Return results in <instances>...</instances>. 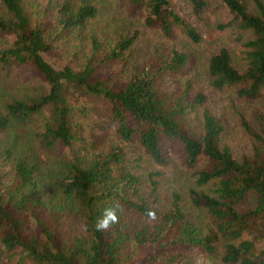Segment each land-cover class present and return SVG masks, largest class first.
Instances as JSON below:
<instances>
[{
  "label": "trees",
  "instance_id": "obj_1",
  "mask_svg": "<svg viewBox=\"0 0 264 264\" xmlns=\"http://www.w3.org/2000/svg\"><path fill=\"white\" fill-rule=\"evenodd\" d=\"M194 12L205 0H188ZM237 19L241 28L251 36L243 42L244 63L235 67L225 47L210 55L207 70L213 87L237 85V93L247 98L264 89V3L253 0L247 8L242 0H222ZM133 7L147 10L145 23L158 24L164 34L173 26L181 28L192 41L199 40L195 28L172 7L169 0H128ZM0 33L11 35L10 42L0 44V64L29 61L47 84V90L33 96L13 97L0 109V134L11 125L25 127L43 117L38 139L51 146L60 141L69 144L76 136L67 98L69 87L107 100L109 111L116 120V133L128 140L135 133L138 142L155 162L163 163L165 144L180 147L185 163L196 168L194 182L189 188V204L203 206L212 217L214 226L202 232L180 202L177 192H171L168 207L159 211L147 201L144 187L156 190L149 182H139L138 175L126 168L122 151L112 146L89 160L64 164L57 171L53 185H43V172L26 156L13 158L11 172H0V245L1 250L17 261L33 264H132L136 246L147 245L144 264H192L189 257L176 249L179 245L201 248L207 254L217 252L216 241L224 242L219 260L227 264H264V128L255 134L258 144L249 154L234 157L221 143V121L203 109L200 133L193 135L184 124L189 109L180 99L170 102L159 93L164 71L179 69L185 61L182 52L174 50L170 60L154 67L136 68L127 80L117 82L115 67L98 73L97 65L107 60L124 62L123 52L132 36L117 39L103 49L93 34L89 36L91 53L80 68L68 64L55 66L43 56L50 48L44 28L32 23L21 0H0ZM97 13L89 0H61L57 21L61 28L74 31ZM103 49V50H102ZM105 50V51H104ZM101 52V54H99ZM100 58L93 59L96 54ZM196 94L193 103H201ZM46 108V109H45ZM10 157L9 147L2 148ZM206 165L197 167L200 156ZM46 175V173H45ZM210 184V189L200 188ZM149 195V194H148ZM249 196L251 206H238ZM114 208L119 223L107 231H96L95 224L105 208ZM153 210L156 219L146 212ZM64 212L77 216V228L64 232L58 228ZM63 216V217H62ZM251 233L245 237L244 233Z\"/></svg>",
  "mask_w": 264,
  "mask_h": 264
},
{
  "label": "rangeland",
  "instance_id": "obj_2",
  "mask_svg": "<svg viewBox=\"0 0 264 264\" xmlns=\"http://www.w3.org/2000/svg\"><path fill=\"white\" fill-rule=\"evenodd\" d=\"M32 23H38L44 28V35L50 43V48L43 53L47 61L55 66L68 64L80 68L91 53L89 36L95 35L103 49H108L121 37L132 36V42L124 50V62L104 59L97 65L98 73L102 75L111 67L117 70L120 77L117 82L127 80L130 74L139 67H154L170 60L174 50L185 55V61L179 69L164 71L159 83V93L170 102L180 99L189 109L184 114V124L193 135L200 133V117L203 109L217 117L222 124L221 143L225 144L234 157L249 154L258 144L255 134H262L264 128V89L252 98L237 93V85L213 87L207 62L211 54L219 47H225L232 64L241 69L244 63L243 42L251 36L249 30L241 28L237 19L228 10L222 0H205V5L194 12L188 0H169L179 14L189 22L199 34L198 41L190 40L178 26H173L170 34H164L159 25L145 23L147 10L133 7L128 0H89L97 7L94 17L88 19L81 28L69 31L61 28L57 21V8L61 0H21ZM247 8L254 7L253 0H242ZM264 3V0H261ZM3 7L0 6V10ZM11 35L0 33V44L10 42ZM102 49V50H103ZM105 51V50H104ZM101 54V52H99ZM98 53L93 59L100 58ZM47 90V84L40 73L36 72L29 61L6 62L0 64V109L4 101L13 97L33 96ZM202 94L201 103H193L196 94ZM67 98L71 106V119L74 125L75 138L69 144L60 141L51 146L40 143L37 135L41 129L43 114H37V120L25 127L11 125L0 134V172H11L13 158L26 156L43 172V185H53V176L64 169V164L70 161H86L95 154L115 146L121 149L126 168L138 175L139 182L146 185L149 174L154 180L156 190L150 191L144 187L148 203L165 210L171 199V192L180 196L181 205L201 228L202 232L214 226L212 217L203 206L192 207L189 204V188L196 185L194 173L185 163L181 149L177 145L165 144V161L158 163L153 160L148 151L138 142L134 133L128 140L121 139L116 133V120L109 111L107 100L90 94L78 87L67 89ZM46 109V108H45ZM9 147L11 155L4 156L2 148ZM197 167L206 165L202 155L196 162ZM46 173V175H45ZM62 174V173H61ZM212 185H202L200 188L210 189ZM149 194V195H148ZM251 206L249 196L238 206L240 209ZM63 217V216H62ZM77 216L73 212H64L58 228L71 232L77 228ZM251 237V233H244ZM224 240L216 241L217 252L207 254L201 248L191 245H179L192 264H227L219 260V250ZM149 246H136L132 264H144ZM8 256L1 250L0 264H33L28 260L17 261V254Z\"/></svg>",
  "mask_w": 264,
  "mask_h": 264
},
{
  "label": "clouds",
  "instance_id": "obj_3",
  "mask_svg": "<svg viewBox=\"0 0 264 264\" xmlns=\"http://www.w3.org/2000/svg\"><path fill=\"white\" fill-rule=\"evenodd\" d=\"M147 217L150 220L156 219V213L153 210H148L146 212ZM119 216L117 215V212L114 208H105L104 213L102 217H99L97 219V222L95 224L96 231H107L109 230L113 225L118 224Z\"/></svg>",
  "mask_w": 264,
  "mask_h": 264
}]
</instances>
